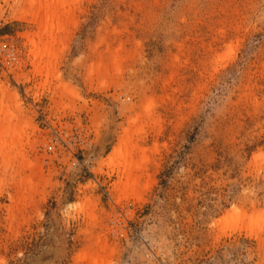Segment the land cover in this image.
<instances>
[{"label":"rangeland","instance_id":"374dc122","mask_svg":"<svg viewBox=\"0 0 264 264\" xmlns=\"http://www.w3.org/2000/svg\"><path fill=\"white\" fill-rule=\"evenodd\" d=\"M0 264H264V0H0Z\"/></svg>","mask_w":264,"mask_h":264}]
</instances>
